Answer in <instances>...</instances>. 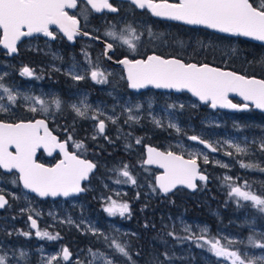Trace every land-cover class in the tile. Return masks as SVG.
Returning a JSON list of instances; mask_svg holds the SVG:
<instances>
[{
    "label": "rangeland",
    "instance_id": "374dc122",
    "mask_svg": "<svg viewBox=\"0 0 264 264\" xmlns=\"http://www.w3.org/2000/svg\"><path fill=\"white\" fill-rule=\"evenodd\" d=\"M84 10L82 9L79 14L87 19L89 14ZM108 32H114L115 38L108 36ZM124 33L126 32H120L112 26L106 31V36L117 44H124L123 39H128L134 44L137 37L129 32ZM206 39L207 45L216 46L222 53L233 51L232 48L238 44L237 39L230 41L219 36L207 35ZM193 42H190L191 54L192 46L196 45ZM177 47L180 49V45ZM28 48H34L36 53L39 50L36 41L29 42L24 50ZM44 54H48L51 61H58L52 64L55 72L62 74L69 82L77 84L76 90L66 91L68 97L60 102V105L66 104L80 121L83 120L87 128L90 126L93 129L88 132L90 139L102 146L105 140L111 139L113 143L122 141L121 143L138 151L137 153L129 149L124 151L127 157L122 162H117L118 167L115 169H110L107 162L99 160L100 172L96 173L91 183L87 185L89 194L83 196L69 200L39 202L28 193L11 192L10 195L14 198L22 196L25 199V210L33 213L32 216L42 219V228L33 230L31 227L30 239L18 245L5 237H0V257L3 258L4 264H107V261H111L112 264H144L138 262L135 257L133 248L137 246L135 247L131 236H139V234L126 221V215H120L118 212L110 215L105 209L111 206L113 201L120 205L119 199L135 188L139 189L147 200L155 202L163 197L155 184L154 173L137 165L142 143L145 139H149L150 135L130 138L128 134L135 126L143 128V124L147 123L161 134L168 130L173 134V137L162 142L163 148L194 158L205 166L208 173L212 171L206 186L201 185L199 190L192 194L181 189L178 198L186 197L195 202H204L210 214L217 218L225 213L224 208L230 205L234 208L229 210L231 215L227 224L219 226L215 232L209 222L193 218L186 212L169 214L164 225L165 228L172 230L173 240L168 246L169 251L165 257L155 255L157 263L231 264V259L217 256L210 250V243H206V241H219L227 251H235L246 261L254 259L257 264H261L260 258L264 257V248L255 245L264 243V212L260 211L252 201L243 200L230 193L233 187H238L241 191L250 192L264 199V118L252 113L241 115L208 108L206 114L195 123L179 111L184 107L195 109L201 107V104L187 93L174 94L148 90L141 93L126 91V94H123L117 88L119 80L125 78L119 69L108 65L99 68L101 67L99 64L97 65L99 70L91 68L104 74L105 82L97 83L91 77L92 70L89 68L92 67V60L87 54H84L80 60H76L72 55L65 58L50 41L42 39V58ZM18 61L9 59L0 63V107L5 109L0 111V114L3 115L11 114L13 111L9 95L14 96L15 100L23 99L30 108L38 109L37 101L41 98L39 85L28 81L25 87L15 88L8 81V75L13 68H16ZM46 65L48 66V63ZM46 65H42V101L43 107L49 110L53 102L59 98L55 97L59 94V89L46 81L45 77L48 76L43 74ZM25 66L30 65H22L20 73ZM74 76H81L83 79H73ZM50 77L55 78L53 74H50ZM54 81L60 83L58 78ZM81 82L101 84L98 92L103 93V97L96 98L87 87H79L78 83ZM5 88L8 92L4 91ZM54 105L56 106L55 102ZM74 105L85 115H77ZM42 113L46 112L42 111ZM242 117L244 120L241 119ZM99 121L106 123L108 134L99 131ZM124 124L132 128L125 130ZM120 132H128V136L123 138ZM189 135H197L208 140L215 146L217 153L212 154L201 145L191 142L188 140ZM237 147L243 151L237 152ZM96 150L94 152L96 157H102ZM242 165H251V167H242ZM125 170L131 176V180L122 174ZM10 180L12 179L0 175L1 184ZM133 180L135 183L132 182ZM16 187L17 184L13 179L12 188ZM209 193L214 196L212 200L216 201L209 200ZM5 219L11 222V227H6L8 225L6 223H0V230L11 234L15 224L13 220ZM63 230L73 235L91 237L94 243L105 247L81 245L74 250L71 247V255L65 259L64 248L68 247L67 243L70 240L62 239L67 240L66 244L60 241ZM38 232H46L54 239L37 235ZM250 238L255 243L250 242ZM115 244L124 247L128 256L118 252ZM150 245L154 247L155 243L151 241Z\"/></svg>",
    "mask_w": 264,
    "mask_h": 264
},
{
    "label": "snow or ice",
    "instance_id": "6c2138e0",
    "mask_svg": "<svg viewBox=\"0 0 264 264\" xmlns=\"http://www.w3.org/2000/svg\"><path fill=\"white\" fill-rule=\"evenodd\" d=\"M131 2L138 8H147L152 15L157 17L181 21L188 25H203L221 33L264 41V0H256L255 6L250 0H178L177 3H168L167 0L163 3H154L153 0H131ZM88 3L97 12L104 8L112 12L117 11L109 0H88ZM76 6L77 0H0V45L9 53H14L21 37L42 33L54 38L49 30L50 25H56L69 40H72L78 34V22L65 9L76 8ZM107 35L113 38L116 36L114 32H108ZM123 43L133 51L135 50V45L128 39H123ZM108 48L111 49L112 45L109 44ZM120 63L127 69L129 87L133 89L148 86L177 91L187 89L202 102H210L212 108L219 106L240 109L241 106L228 99L229 93H235L244 101H250L257 109L264 111V80L248 79L245 76L221 71L206 64L197 66L195 63H183L179 59H164L157 55L134 61L123 59ZM21 75L31 76L32 73L28 68H24ZM103 75L97 71L91 73L92 79L97 83L105 82ZM73 79L79 80L83 77L74 76ZM4 91L8 92V89L5 88ZM9 100L14 101L15 97L9 95ZM37 103L42 105V111H48L47 107H43V101L38 100ZM55 104L59 109L60 101H55ZM247 107V103L242 106L243 109ZM73 108L77 115H85L75 105ZM4 110L0 107V111ZM30 110L36 111L35 108ZM104 128L105 124L101 121L99 131L103 133ZM41 129L44 135H40ZM190 139L197 140L198 138L192 136ZM76 147L82 148L83 145L77 144ZM205 147L210 146L206 144ZM10 148H14L15 151H9ZM39 148H43L49 155L55 149H59L64 159L60 160L55 167L46 168L35 160L36 151ZM241 151L243 149L237 147V152ZM148 153L146 163H156L164 169V174L156 177L157 184L164 193L169 192L177 184L195 188L194 180L206 179L205 176L198 175L194 158L184 160L182 156L171 151L163 153L153 148H149ZM207 162V157H205V163ZM94 167L93 163L80 159L75 154H70L66 145L57 142L56 137L51 135L43 120L16 124L0 122V169L18 172L23 186L41 197L68 196L83 191L80 181L86 179ZM242 167H251V165H242ZM122 174L132 179L126 170ZM132 182L135 183L134 180ZM230 194L246 201H252L260 211L264 212V199L259 196L241 191L238 187H233ZM6 203L7 201L0 195V208H3ZM105 211L110 215L117 212L124 215L128 211V205H117L113 201ZM32 227H36L35 220L32 221ZM37 235L54 239L46 232H38ZM250 242L255 243L251 241V238ZM206 243H210V250L217 256L231 259V264H257L254 259L246 261L237 252L227 251L219 241H206ZM255 246L264 248V243ZM115 247L122 255L128 256L125 248L120 244H115ZM64 258H68L67 249H64ZM260 262L264 264V257L260 258ZM0 264H4L2 257H0ZM107 264H112V262L107 261Z\"/></svg>",
    "mask_w": 264,
    "mask_h": 264
},
{
    "label": "flooded vegetation",
    "instance_id": "af4514ba",
    "mask_svg": "<svg viewBox=\"0 0 264 264\" xmlns=\"http://www.w3.org/2000/svg\"><path fill=\"white\" fill-rule=\"evenodd\" d=\"M153 2L154 3L164 2V0H153ZM167 2L175 3L178 1L167 0ZM111 3L113 6H115L117 12L105 11L102 14H97L90 9V7L87 5L86 2L78 1V5L76 9L73 11H69V14L74 18H77L80 22L79 33L77 36H74L72 41L66 38L57 28L51 27L50 31L53 33L54 36L53 39L47 38L43 34L31 38L23 39L17 45L16 48L17 50L14 53H9L7 50L4 49L2 45H0V53H4L2 57L0 55L1 58L0 63L5 62L6 60L9 59L14 60L15 62L19 60L18 64H16V68H13L12 71L10 72L11 74L8 75L9 76L8 81H10V83H12V85L15 88H19L20 86L25 87L28 81L34 82L40 87L39 94L41 97L40 101H42V65H46V63H48V66L46 65V67H44L45 69H43V74H46L48 76L45 77V79L47 82H49V84L59 89V94L55 97H59L58 100L60 102L64 101L65 98L68 97L66 91H74L78 88L77 84L75 85L73 84V82H69L66 78L63 77L62 74L54 71L52 64L58 61L56 60L51 61V58L49 57L48 54H44V57L42 58V39H47L48 41H50L55 46V49L56 50L58 49L65 58H69L72 55L76 58V60H80L84 54H87L92 60V67L89 68V70H92V72L94 68L95 69L97 68L99 70V68L102 67L104 68V66L108 65V66H112L113 68L119 69L125 75L124 68L119 64L120 60H122L123 58H128L129 60H136L140 58H146L147 56L153 53L159 54L164 57H176L173 54L180 52L190 53V45H186L185 39H183V42L177 44L180 45V49L177 47L176 43L174 42L176 38L174 36V26L182 25V24L156 19L152 16L151 12L147 8L140 9L128 1L112 0ZM82 9H85L84 11L85 12L87 11V13L89 14V17L87 19L83 18L79 14V12ZM111 16H114L116 20L115 21L111 20L110 18ZM112 26H115L120 32H126V33L129 32L135 37H137L136 40L134 41L135 42L134 51L130 49L127 44H117V42L115 41L113 42L111 39H109L106 36V31ZM84 33L92 35L93 38L86 37ZM34 41H36L37 47L39 49L37 53L35 52L34 48H28L24 50V47L29 42H34ZM106 44H111L112 48L111 49L107 48ZM26 64H29L31 66V67L30 66L24 67V68H28L31 71L32 73L31 76L21 75L19 71L20 68H22V65H26ZM98 64L101 67L98 68L97 67ZM33 72L35 73L37 72L36 74H38L39 77L38 79L35 76V73ZM50 74H53L55 78L50 77ZM56 78H58V81H60V83H56L54 81V79ZM124 82H127L126 76L122 80H119L117 88L123 94H126ZM78 85L79 87L80 86L87 87L92 92L93 96L96 98L103 97V93L98 92V90L102 86L101 84L96 85V84H88L86 82H81L80 84L78 83ZM128 89H129V85H128ZM18 94L21 95L20 93ZM54 102H53V106H51L46 113H42V105L40 103H38V109L35 112H32L30 110L31 108L29 107V105L27 106L23 99L17 98L16 100L11 102V105L13 106V111L11 112V114L8 115L0 114V121L7 123H19V122L36 121V120L44 119L48 124L47 126L48 131H50L52 135L56 137L57 142L64 143L66 145L67 151L70 154L74 153L77 156H81L86 159L93 160L98 165L99 170L101 167L99 160H103L107 162V166L110 169H115L116 167H118L117 162H122L124 159H126L125 157L118 158L117 157L118 153L124 152L126 151V149L127 150L129 149L130 151L137 153L138 150L134 151L129 145L128 148L126 147V149H122L125 143L124 144L121 143L122 141L121 142L117 141L113 143L111 139L105 140V146L108 148V150L111 151L110 152L100 151V147H102V145L101 144L97 145L96 142L90 139L88 134V132L93 131V129L90 126L89 128H87L83 120L80 121L79 117L74 115L66 106V104L63 106L60 105L59 109H57V107L54 105ZM251 109L253 108L251 107L249 110ZM261 114L264 113L258 112L256 113V116H260ZM100 122L101 121L98 122V128ZM76 124L77 126L79 124L81 125L82 132L84 131L83 136L80 134L79 130L76 129ZM104 124H105V128L102 134L104 133L108 134L106 123L104 122ZM143 126H144L143 127L144 133H147L146 130L150 129L152 125L147 123V124H143ZM143 128L142 127L137 128L135 126L134 129L135 130L137 129V132H139L140 130L139 134H137L133 129L131 133L128 132L127 133L129 134L130 138L132 136L133 137L144 136L142 130ZM154 130L156 131L155 128ZM120 133L122 134L120 136L123 138L128 136L127 133H123V132ZM40 135H44L43 129L40 130ZM148 135H150V138L145 139L143 141L141 146L142 149L137 159L142 160L143 166L147 170L152 171L156 178V175L159 173V170L153 167L146 166L144 164L145 146L147 144H150L166 151H175V150H168L162 147V142L168 140L171 137L164 136L162 141H160L161 143L158 146L156 143L158 133H155L153 135L152 134H148ZM162 135H165V133ZM153 138L156 140V142L152 141ZM77 144H82L83 147L77 148L76 147ZM95 150L97 153H100L102 157H96L94 153ZM62 159H63V155L60 153L59 149H55L51 155H49L42 148L37 149L36 160L41 164L53 166ZM202 169L207 172L205 166L203 165H202ZM96 173H94L90 181L84 185L86 189H87V185L90 184L91 180H93V176ZM0 175L9 177L12 180L14 179V182L17 184L16 188H12V180L6 181L7 183H3V184L0 183V195H4L7 201L5 206L3 208H0V223L2 224L6 223L8 224L6 227H11L10 225L11 222H7L5 219L7 218L13 220L12 222H14L15 224L13 226V230L11 234L0 230V237H5L8 241L14 242L15 245L21 244L22 242L25 243V241L30 239L29 235L31 233V227H32L31 218H34L36 220V225H38L35 228L32 227L33 230H40L42 228V219L32 216L31 214L33 213H31L29 210L28 211L25 210L26 201L22 196H19L18 198H14L13 196L10 195L11 192L28 193L23 189L21 185V182L19 180V174L16 171L5 172L3 169H0ZM28 194L34 197L39 202L54 200L51 198L41 199L30 193ZM86 194H89L88 189L85 194H81L79 196H83ZM57 200H65V199L59 198ZM124 214H126V212ZM3 216H5V218H2ZM66 248L71 253L69 247H65L64 249Z\"/></svg>",
    "mask_w": 264,
    "mask_h": 264
},
{
    "label": "trees",
    "instance_id": "16d2710c",
    "mask_svg": "<svg viewBox=\"0 0 264 264\" xmlns=\"http://www.w3.org/2000/svg\"><path fill=\"white\" fill-rule=\"evenodd\" d=\"M256 0H251L254 3ZM111 20L115 21L116 19L114 16L110 17ZM196 32H199L198 34ZM174 33H175V40L176 44L183 42V39L186 41V45H190L191 41L196 43V45L192 46V54H191V46H190V53H175L178 58L186 62H196V63H209L219 67H226L232 69L234 71L243 73L247 76H256L264 79V46L244 40L241 38H234L225 35L216 34L204 29L192 28L185 25H175L174 26ZM207 35L212 36H219L224 38L225 40H233L237 39L238 44L235 46L233 51L228 50L225 53H222L220 50H217L216 46L207 45ZM192 43V44H193ZM199 49V50H198ZM201 53V55H200ZM204 54V56H202ZM1 57L4 53H0ZM1 59V58H0ZM225 64V65H224ZM125 85V92L130 91L128 89L127 82H124ZM131 92V91H130ZM211 108L210 104H201L200 109H195L192 107H184L180 111L185 117L191 119V121L197 123L198 120L206 114V110ZM220 111V110H219ZM229 112V111H225ZM233 113V112H232ZM241 115L246 113L255 114L258 113L253 109L249 111H240L236 112ZM260 117H264V114H261ZM244 120V117L241 118ZM75 120V119H74ZM77 123V121H76ZM125 130H129L130 126L125 125ZM76 129L79 130L80 134L83 136L84 131L82 132V127L79 124ZM137 134V129H133ZM144 133V128L142 129ZM148 134H155L158 133L157 142L153 138L152 141L156 142L157 145L161 143L164 136L173 137V134L168 130L165 132V135H162L161 132L158 130L155 131L154 127H150V129L146 130ZM103 146L100 147V151L102 152H110L108 148L105 146V142H103ZM128 145H124L122 149H126ZM127 150V149H126ZM116 152V150H115ZM117 157H127L125 152H121L117 154ZM137 165L139 168H145L143 166L142 160H139ZM100 170L98 169L97 173ZM212 171H209V175ZM210 179V177H209ZM208 182L199 183L201 185L206 186ZM199 187V188H200ZM181 189L176 190L174 193L171 194H162L163 197L159 198L158 201L147 200L144 198L139 191V189H131L128 196H123L119 199L120 204H127L128 211L126 212V221L131 224L134 230L139 234V236H131L133 242L135 243V247L133 248L134 253L136 254V259L138 262H142L144 264H158L155 260V255L157 254L159 257H165L167 252L169 251V244L172 242V230L169 228H165L164 222L169 214H180L186 212L189 216L193 218H200L209 222L213 228V232L219 227L224 226L227 224V221L230 219V212L229 210H233V205L228 206V208H224V214L221 217H215L210 214L209 209L206 208L207 205L204 202H195L186 197L178 198V194ZM186 193H190L187 190H184ZM192 194V193H191ZM212 193H209L208 198L209 200L214 199ZM213 202L216 200H212ZM221 203V202H220ZM178 231V230H177ZM181 234V233H180ZM62 238L60 241L70 240L67 243L70 251L71 247L72 250L80 247L81 245H91L93 247H105L102 244H97L93 242V238L91 237H84L80 235H73L72 233L63 230ZM182 235V234H181ZM67 239V240H62ZM153 241L155 246L152 247L150 242ZM66 244V243H65Z\"/></svg>",
    "mask_w": 264,
    "mask_h": 264
},
{
    "label": "water",
    "instance_id": "95a60500",
    "mask_svg": "<svg viewBox=\"0 0 264 264\" xmlns=\"http://www.w3.org/2000/svg\"><path fill=\"white\" fill-rule=\"evenodd\" d=\"M78 1H84V2H86L87 3V5L90 7V9L94 12V13H97V14H102L103 12H105V11H110V10H108L107 8H104V9H102L101 11H99V12H97V11H95V9H93L92 8V6L88 3V0H77V5H78ZM111 1L112 0H109V3L112 5V3H111ZM120 1H128V2H131V0H120ZM178 1V0H177ZM250 2H251V0H250ZM132 3V2H131ZM157 3H163V2H157ZM168 3H171V2H168ZM175 3H177V2H175ZM133 4V3H132ZM135 5V4H134ZM113 6V5H112ZM136 6V5H135ZM77 7V6H76ZM114 8H115V6H113ZM76 8H69V9H65V11L69 14V11H73V10H75ZM141 9V8H140ZM150 11V10H149ZM110 12H112V11H110ZM115 12H117V11H115ZM151 12V11H150ZM152 14V13H151ZM70 15V14H69ZM71 16V15H70ZM154 18H156V19H159V20H164V21H169V22H174V23H179V24H182V25H185V26H188V27H192V28H198V29H204V30H207V31H210V32H213V33H216V34H220V35H225V36H229V37H234V38H241V39H244V40H248V41H251V42H254V43H257V44H260V45H263L264 46V41H258V40H254V39H252V38H250V37H245V36H239V35H231V34H229V33H221V32H218V31H216L215 29H210V28H206V27H204L203 25H188V24H185V23H183V22H181V21H176V20H171V19H168V18H165V17H157V16H154V15H152ZM76 20H77V30H78V33H79V27H80V22H79V20L77 19V18H75ZM51 27H54V28H57L63 35H64V33L56 26V25H50L49 26V30H50V28ZM37 35H42V33H34L33 35H31V36H24V37H21V39L17 42V45L23 40V39H27V38H31V37H34V36H37ZM78 35V34H77ZM77 35H75V36H77ZM84 35L86 36V37H89V38H93V36L92 35H90V34H85L84 33ZM45 36V35H44ZM65 36V35H64ZM45 37H47V38H52L53 39V37H49V36H45ZM66 38H67V36H65ZM73 40V39H72ZM72 40H70V41H72ZM96 40H98V39H96ZM17 45H16V48H17ZM108 45L109 44H106V47L108 48ZM5 49V48H4ZM5 50H7V49H5ZM8 51V50H7ZM150 55H157V56H160L161 58H164V59H179L181 62H183V63H195V64H197V66H202V65H208L209 67H213V68H217V69H219V70H221V71H227V72H233V73H235V74H237V75H242V76H245L246 78H248V79H258V80H264V79H262V78H260V77H256V76H247V75H245V74H243V73H240V72H237V71H234V70H232V69H229V68H226V67H219V66H215V65H212V64H209V63H196V62H186V61H184V60H182V59H180V58H177V57H164V56H161V55H159V54H155V53H153V54H150ZM149 55V56H150ZM148 57V56H147ZM147 57L146 58H140V59H147ZM123 59H128V58H123ZM122 59V60H123ZM129 60V59H128ZM136 60H139V59H136ZM121 61V60H120ZM131 61H134V60H131ZM119 64L124 68V70H125V76H126V81H127V83H128V85H129V82H128V73H127V69L125 68V66L123 65V64H121L120 62H119ZM129 89L132 91V92H136V93H141V92H145V91H147V90H156V91H158V92H168V93H174V94H181V93H187V94H189L192 98H194L195 100H197L200 104H210V102L209 103H204V102H202L201 100H199V98L198 97H196V96H193L192 95V93L191 92H189V91H187V89H183V90H180V91H177L176 89H165V88H154V87H152V86H148V87H146V88H141V89H133V88H131V87H129ZM228 99L232 102V103H234V104H237V105H239V106H241V108L240 109H233V108H227V107H224V108H222V107H219V106H217L216 108H212L213 110H220V111H229V112H233V113H236V112H240V111H248L251 107L255 110V111H257V112H260V113H264V111H262V110H260V109H257L256 107H255V105L254 104H252L250 101H244L243 100V98L242 97H240L239 95H236L235 93H229L228 94ZM248 104V107L246 108V109H243L242 108V106L244 105V104ZM210 106H211V104H210ZM44 122H45V124H46V126H48V124H47V122L44 120V119H42ZM37 121V120H36ZM36 121H27V122H19V123H35ZM0 122H3V121H0ZM3 123H7V122H3ZM12 124H16V123H12ZM50 132V131H49ZM51 133V132H50ZM51 135H52V133H51ZM53 136V135H52ZM192 136H195V137H197L198 139L197 140H192V139H190V137H192ZM188 140H190L191 142H194V143H197V144H199V145H201L202 147H204L206 150H208L209 152H211L212 154H216L217 153V149L215 148V146L212 144V143H210L208 140H206V139H203V138H201V137H199V136H197V135H189L188 136ZM201 141H203V143H201ZM209 145L210 147H205V145ZM149 148H153V149H155L157 152H163V153H167V152H169V151H166V150H163V149H161V148H159V147H156V146H154V145H150V144H147L146 146H145V160H144V164L146 165V166H149V167H153V168H155V169H158L159 170V173L156 175V177L157 176H160V175H163L164 174V169L163 168H160L159 166H158V164H156V163H152V164H148V163H146V161L148 160V156H149V153H148V149ZM43 149V148H42ZM213 149H215V150H213ZM9 151H12V152H14L15 151V149L14 148H10L9 149ZM171 152H173L174 154H176V155H180V156H182L183 157V159L184 160H188V159H190V157H187V156H185V155H183V154H180V153H178V152H176V151H171ZM74 154V153H73ZM76 155V154H75ZM36 156H37V151H36V155H35V160H36ZM78 158H80V159H84V160H87V161H89V162H91V163H93L94 165H95V167L92 169V171L91 172H89L88 173V176H87V178L86 179H83V180H81L80 181V187L83 189V191H80V192H78V193H72V194H70V195H68V196H63V195H58V196H51V195H49V196H45V197H41V196H39V195H37L35 192H32L31 190H29V189H26L24 186H23V182L22 181H20L21 182V185H22V187H23V189L25 190V191H27L28 193H30V194H32V195H34V196H36V197H38V198H41V199H48V198H51V199H54V200H57V199H59V198H63V199H65V200H67V199H70V198H73V197H76V196H79V195H81V194H85L86 193V191H87V189L84 187V185L86 184V183H88L89 181H90V179H91V177H92V175L94 174V173H96L97 172V170H98V165L93 161V160H91V159H86V158H84V157H81V156H78ZM63 159H64V157H63ZM196 160V159H195ZM36 162H37V160H36ZM60 162V161H59ZM58 162V163H59ZM38 164H41V163H39V162H37ZM196 163H197V168H198V175H203V176H205L206 177V179L205 180H200L199 178H197L196 180H194V184H195V188H189V187H187L186 185H183V184H177L173 189H171L169 192H167V193H164L163 191H161V189L159 188V186H158V184H157V180H156V178H155V183H156V186H157V188L159 189V191L162 193V194H165V195H167V194H171V193H174L176 190H178V189H184V190H187L188 192H190V193H195V192H197L198 190H199V187H200V184L199 183H202V182H207V181H209V175H208V173L206 172V171H204L203 169H202V165H201V163H200V161H198V160H196ZM57 164V163H56ZM55 164V165H56ZM42 165H44V164H42ZM55 165H53V166H48V165H44V167H46V168H52V167H55ZM4 170V169H3ZM5 172H8V171H6V170H4ZM12 171H15V170H12ZM11 171V172H12ZM18 173V172H17ZM19 174V173H18ZM3 197H4V199L6 200V197L4 196V195H2ZM33 220H35L34 218H31V222L33 221ZM35 222H36V220H35ZM38 225H36V227H37ZM67 249V248H66ZM68 250V249H67ZM70 252H69V250H68V258L70 257ZM67 258V259H68Z\"/></svg>",
    "mask_w": 264,
    "mask_h": 264
},
{
    "label": "bare ground",
    "instance_id": "6f19581e",
    "mask_svg": "<svg viewBox=\"0 0 264 264\" xmlns=\"http://www.w3.org/2000/svg\"><path fill=\"white\" fill-rule=\"evenodd\" d=\"M91 183V182H90Z\"/></svg>",
    "mask_w": 264,
    "mask_h": 264
}]
</instances>
